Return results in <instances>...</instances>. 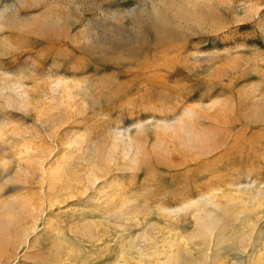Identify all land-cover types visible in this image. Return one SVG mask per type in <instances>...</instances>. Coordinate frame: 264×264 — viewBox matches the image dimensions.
Masks as SVG:
<instances>
[{"label": "rangeland", "instance_id": "1", "mask_svg": "<svg viewBox=\"0 0 264 264\" xmlns=\"http://www.w3.org/2000/svg\"><path fill=\"white\" fill-rule=\"evenodd\" d=\"M0 264H264V0H0Z\"/></svg>", "mask_w": 264, "mask_h": 264}, {"label": "bare ground", "instance_id": "2", "mask_svg": "<svg viewBox=\"0 0 264 264\" xmlns=\"http://www.w3.org/2000/svg\"><path fill=\"white\" fill-rule=\"evenodd\" d=\"M196 140H197V139H196ZM245 152H247V151L245 150ZM242 153H243V152H242ZM240 157L242 158V156H240ZM240 157H239V158H240Z\"/></svg>", "mask_w": 264, "mask_h": 264}]
</instances>
